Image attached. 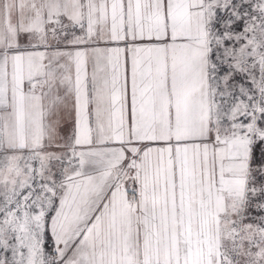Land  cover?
<instances>
[{
    "label": "snow or ice",
    "instance_id": "snow-or-ice-1",
    "mask_svg": "<svg viewBox=\"0 0 264 264\" xmlns=\"http://www.w3.org/2000/svg\"><path fill=\"white\" fill-rule=\"evenodd\" d=\"M0 264H264V0H0Z\"/></svg>",
    "mask_w": 264,
    "mask_h": 264
}]
</instances>
